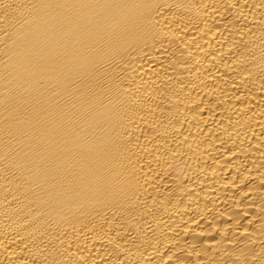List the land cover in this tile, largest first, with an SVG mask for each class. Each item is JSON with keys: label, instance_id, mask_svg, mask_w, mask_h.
Here are the masks:
<instances>
[{"label": "bare ground", "instance_id": "obj_1", "mask_svg": "<svg viewBox=\"0 0 264 264\" xmlns=\"http://www.w3.org/2000/svg\"><path fill=\"white\" fill-rule=\"evenodd\" d=\"M0 264H264V0H0Z\"/></svg>", "mask_w": 264, "mask_h": 264}]
</instances>
